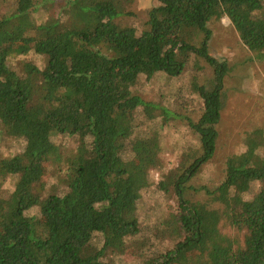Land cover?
I'll use <instances>...</instances> for the list:
<instances>
[{"label": "trees", "instance_id": "obj_1", "mask_svg": "<svg viewBox=\"0 0 264 264\" xmlns=\"http://www.w3.org/2000/svg\"><path fill=\"white\" fill-rule=\"evenodd\" d=\"M140 1L0 0V264H264V127L191 185L231 69L213 27L263 65L264 0Z\"/></svg>", "mask_w": 264, "mask_h": 264}, {"label": "rangeland", "instance_id": "obj_2", "mask_svg": "<svg viewBox=\"0 0 264 264\" xmlns=\"http://www.w3.org/2000/svg\"><path fill=\"white\" fill-rule=\"evenodd\" d=\"M149 4L150 0H141L134 12L144 17L141 12ZM220 24L213 27L211 54L217 60L226 62L231 69L224 82L225 100L221 110V120L217 126L220 134L218 154L191 183L196 187L200 186V182L208 186L217 185L222 178V162L227 156L239 151L241 135L264 127V64L259 65L251 60V55L239 45L236 33L226 19ZM210 73L212 74L211 71ZM196 86L195 80L193 88ZM196 117L197 115H194L193 119ZM187 130L184 123L178 121L171 131L162 132L167 131L163 139L165 163L176 165L177 151L181 146L185 142L188 145L193 144L194 133H188ZM181 132H184L183 137L180 136ZM4 186L6 187V184Z\"/></svg>", "mask_w": 264, "mask_h": 264}]
</instances>
